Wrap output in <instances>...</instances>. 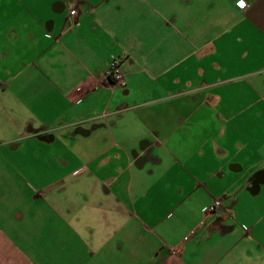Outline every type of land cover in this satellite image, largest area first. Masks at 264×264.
I'll return each instance as SVG.
<instances>
[{"label":"crops","instance_id":"crops-1","mask_svg":"<svg viewBox=\"0 0 264 264\" xmlns=\"http://www.w3.org/2000/svg\"><path fill=\"white\" fill-rule=\"evenodd\" d=\"M237 3L0 0V264H264V0Z\"/></svg>","mask_w":264,"mask_h":264},{"label":"built area","instance_id":"built-area-1","mask_svg":"<svg viewBox=\"0 0 264 264\" xmlns=\"http://www.w3.org/2000/svg\"><path fill=\"white\" fill-rule=\"evenodd\" d=\"M237 7H240V3L236 4ZM77 12L76 10H71L69 11V17L74 18L76 16ZM76 21H71V23L68 25V28L72 26H77ZM107 76L111 81V88L115 89H123L125 87V79H124V74L121 70V61L118 57L115 55L111 54L108 59V65H107ZM220 207V202L218 200L214 201L207 209L209 213L214 212ZM174 251L172 250V254Z\"/></svg>","mask_w":264,"mask_h":264},{"label":"snow or ice","instance_id":"snow-or-ice-1","mask_svg":"<svg viewBox=\"0 0 264 264\" xmlns=\"http://www.w3.org/2000/svg\"><path fill=\"white\" fill-rule=\"evenodd\" d=\"M240 7H245L243 0H240Z\"/></svg>","mask_w":264,"mask_h":264},{"label":"water","instance_id":"water-1","mask_svg":"<svg viewBox=\"0 0 264 264\" xmlns=\"http://www.w3.org/2000/svg\"><path fill=\"white\" fill-rule=\"evenodd\" d=\"M38 132H41V131H38ZM47 135H42V138H45Z\"/></svg>","mask_w":264,"mask_h":264}]
</instances>
